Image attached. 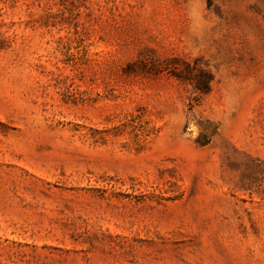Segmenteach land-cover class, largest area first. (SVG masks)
<instances>
[{"label": "rangeland", "instance_id": "rangeland-1", "mask_svg": "<svg viewBox=\"0 0 264 264\" xmlns=\"http://www.w3.org/2000/svg\"><path fill=\"white\" fill-rule=\"evenodd\" d=\"M0 264H264V0H0Z\"/></svg>", "mask_w": 264, "mask_h": 264}, {"label": "trees", "instance_id": "trees-1", "mask_svg": "<svg viewBox=\"0 0 264 264\" xmlns=\"http://www.w3.org/2000/svg\"><path fill=\"white\" fill-rule=\"evenodd\" d=\"M210 79H211V77L208 75V77H206V79L199 81V88H201L203 91H207L209 88Z\"/></svg>", "mask_w": 264, "mask_h": 264}]
</instances>
